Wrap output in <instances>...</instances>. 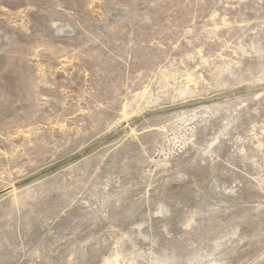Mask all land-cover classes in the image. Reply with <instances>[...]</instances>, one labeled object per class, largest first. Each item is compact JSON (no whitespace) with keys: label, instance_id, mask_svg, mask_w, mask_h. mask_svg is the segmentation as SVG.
Wrapping results in <instances>:
<instances>
[{"label":"rangeland","instance_id":"1","mask_svg":"<svg viewBox=\"0 0 264 264\" xmlns=\"http://www.w3.org/2000/svg\"><path fill=\"white\" fill-rule=\"evenodd\" d=\"M0 264H264V0H0Z\"/></svg>","mask_w":264,"mask_h":264}]
</instances>
